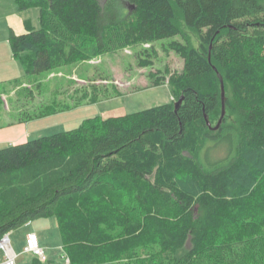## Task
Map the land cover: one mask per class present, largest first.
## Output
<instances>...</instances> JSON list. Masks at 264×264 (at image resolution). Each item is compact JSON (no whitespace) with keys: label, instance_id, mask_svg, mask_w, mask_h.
Masks as SVG:
<instances>
[{"label":"trees","instance_id":"obj_1","mask_svg":"<svg viewBox=\"0 0 264 264\" xmlns=\"http://www.w3.org/2000/svg\"><path fill=\"white\" fill-rule=\"evenodd\" d=\"M13 1L39 9V28L9 33L38 90L43 73L174 38L183 25L200 45L169 44L184 61L168 72L171 103L0 148V241L55 217L69 264H264V0ZM147 55L141 67L152 66ZM218 74L229 114L213 130ZM25 90L28 121L119 95L91 83L74 104L30 114Z\"/></svg>","mask_w":264,"mask_h":264},{"label":"rangeland","instance_id":"obj_2","mask_svg":"<svg viewBox=\"0 0 264 264\" xmlns=\"http://www.w3.org/2000/svg\"><path fill=\"white\" fill-rule=\"evenodd\" d=\"M101 1L104 2L105 0ZM11 2L14 1L12 0ZM14 6L16 10L20 11L16 4ZM23 13L24 17L32 23L31 26L34 25L33 28L40 27L38 8H32L23 11ZM3 19L4 17L0 12V37L7 34ZM182 31L183 34L171 39L128 48L116 54H107L100 58L78 62L50 73H43L39 77V81L43 84L42 88L38 90L34 84L32 85L35 98L30 103L31 105L28 106L27 112L30 114L42 111L44 109L43 105L51 104L54 101L59 104H74L77 98L74 97L75 92L84 89L91 83L107 87L111 92L116 88L119 95L113 94L114 97L98 104L91 105L85 101L79 107L70 111L35 120L31 126L33 128L32 131L35 132L34 138L75 129L89 118L100 116L107 119L124 116L174 101L175 96L169 84L168 72L180 73L183 70L184 61L169 47V44L173 41H178L183 44L188 42L194 48H199L200 45L199 36L195 32L188 29L185 25H183ZM147 54L151 55L153 64L149 67H141L139 65L140 59L146 58ZM156 78H164L162 85L154 87ZM31 82L34 81L29 80V83ZM27 94V90L24 89L18 95L21 98L20 109H23L22 101H25ZM228 114L226 111L225 116ZM229 120H235V117L230 116ZM216 151L217 148L209 154L204 153L202 159L204 161L211 160V158L216 156ZM33 232L37 233L48 247L47 250L44 248L47 252V261L44 264H69L64 258L60 231L55 217L35 220L9 233L15 252L18 254V264H33V255L23 253L27 234ZM1 257L2 250L0 249V259Z\"/></svg>","mask_w":264,"mask_h":264},{"label":"crops","instance_id":"obj_3","mask_svg":"<svg viewBox=\"0 0 264 264\" xmlns=\"http://www.w3.org/2000/svg\"><path fill=\"white\" fill-rule=\"evenodd\" d=\"M11 1L0 0V12L7 31L6 35L0 37V148L35 139V132L31 128L35 120L28 121L21 115V98L18 97L22 90L32 87V83H29L30 79L25 76L21 63L14 58L9 43L10 30L21 35L27 32V25L32 23L24 17L23 11L16 10L15 3ZM40 242L47 250L48 247L42 239ZM11 244L15 250L12 241Z\"/></svg>","mask_w":264,"mask_h":264},{"label":"built area","instance_id":"obj_4","mask_svg":"<svg viewBox=\"0 0 264 264\" xmlns=\"http://www.w3.org/2000/svg\"><path fill=\"white\" fill-rule=\"evenodd\" d=\"M9 236L10 234L5 235L0 241V249L3 253V257L0 259V264H18V254L13 249ZM23 253L33 255L34 258H37L41 262L47 261V252L41 245L40 238L36 233L27 234ZM66 262L69 263V260Z\"/></svg>","mask_w":264,"mask_h":264},{"label":"water","instance_id":"obj_5","mask_svg":"<svg viewBox=\"0 0 264 264\" xmlns=\"http://www.w3.org/2000/svg\"><path fill=\"white\" fill-rule=\"evenodd\" d=\"M211 50V48H210ZM209 60H211V55L209 54ZM216 70V68H215ZM219 75V74H218ZM220 80H221V102H222V114L221 117L217 123V125L215 127H212L210 120L208 118V116L205 117L207 125L213 129V130H218L219 127L222 125L223 119L225 117V113H226V96H225V87H224V81L222 79V77L219 75ZM184 101V96H181L180 99L175 103V111L177 112L178 109L180 108L181 104Z\"/></svg>","mask_w":264,"mask_h":264}]
</instances>
